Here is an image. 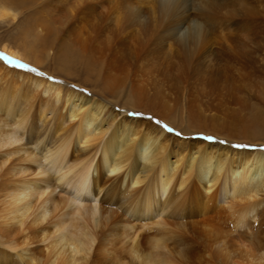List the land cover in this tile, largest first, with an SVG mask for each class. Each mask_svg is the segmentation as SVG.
<instances>
[{
	"label": "bare ground",
	"instance_id": "6f19581e",
	"mask_svg": "<svg viewBox=\"0 0 264 264\" xmlns=\"http://www.w3.org/2000/svg\"><path fill=\"white\" fill-rule=\"evenodd\" d=\"M237 2L0 0V24L16 25L14 40L2 39L0 48L36 69L50 59L59 70L74 63L87 74L101 59L95 74L106 79L111 61L105 53L97 56L96 46L112 36L110 53L130 52V45L140 54L166 47L164 54L190 76L213 35L226 27L225 8ZM85 25L80 34L87 36L79 39ZM237 27L247 28L242 20ZM247 41L242 50H252L254 42ZM32 73L0 63V264H38L43 255L36 259L29 248L36 242L47 264H104L107 236L121 224L135 260L186 264L191 251L179 246L202 235L199 212L206 215L217 202L243 256L224 253L215 263L264 264V237L258 238L264 231V151L235 156L203 143L171 147L162 130L142 128L124 115L137 105L130 98L117 109L63 80ZM210 197L216 199L211 205ZM10 224L23 233L19 242L9 240Z\"/></svg>",
	"mask_w": 264,
	"mask_h": 264
},
{
	"label": "rangeland",
	"instance_id": "374dc122",
	"mask_svg": "<svg viewBox=\"0 0 264 264\" xmlns=\"http://www.w3.org/2000/svg\"><path fill=\"white\" fill-rule=\"evenodd\" d=\"M113 10L114 8H111L108 14L114 15L116 10ZM98 11L107 13L106 9ZM223 16L227 19L226 27H222L213 35L216 36L211 40L214 44L204 52L190 76L184 75L178 68L177 58L167 57L164 54L166 47L162 49L163 51L153 49L151 52L140 54L136 53L134 47L130 45V52L110 53L106 49L113 41L112 36V41L108 38L109 40H99V44L96 43V55L105 53L104 59L111 61V68L107 70L104 68L107 72L106 79L103 72L99 73V76L95 74L100 71L101 59H98L93 67H87V74L82 71L81 66L74 65V63H69L64 70H59L52 63L49 64L50 59L44 63L42 69H36L30 64L20 63L8 57L0 48V63L27 70L32 75H34L32 72H37L44 78L63 80L68 87L82 95L91 97L94 94L97 98L114 102L117 109L122 107L127 98H130L137 105H132L130 108L134 110H129L124 115L128 119H134L135 123L143 124L142 128L154 127L162 130L163 140H167L171 147L203 143L211 145V148L229 151L228 154H235V156L238 155L237 152L264 151V0H239L235 6L228 5ZM82 20L85 22V18ZM241 20L247 26L244 30L235 28V22ZM109 21V26L112 27L114 17H109ZM93 23L98 24L97 20ZM15 26L0 24V41L12 37L11 40H14ZM87 30L86 25L79 30V39L86 38L87 35L80 34V31ZM112 30L110 29L109 32ZM248 33L252 38L246 37ZM247 39L251 41V44L254 42L252 50L241 49L248 44ZM168 59H171L173 63H170ZM57 68L58 70L55 71ZM103 88L109 89L102 90ZM192 129L196 131H190ZM217 133L220 135L219 138L214 135ZM215 201L216 199L210 197L209 205ZM214 206L209 210H204V212L207 210L206 215L199 212L200 218L205 217V219L202 218L203 221L200 220L202 224L196 220V225L201 228L202 235L179 246V248H187L189 249H186L187 251H191L189 260H187L188 264H216V257L224 253L231 254L233 259L243 256L241 251L243 247L229 239L231 221L229 222L228 217H225L226 214L218 215V212L223 210L222 203L217 202ZM115 209H118L117 205ZM196 216L195 214L194 218ZM10 226L12 228L8 231L10 230L12 234L9 240L19 242L23 233L18 227H13L12 224ZM113 227L112 234L107 236V239L109 240L108 237H110L111 240L107 241L106 249L102 254L105 257V260H102L104 264H108L106 259L111 262L109 264H120L123 260L121 264H163V260H145L146 262L135 260L129 250L130 245L126 233L123 234L124 231L121 228L123 225ZM36 228L34 227V230ZM29 229L32 231L31 228ZM31 231L29 233L33 235ZM259 233L258 238L262 239L264 231H259ZM114 238L116 242L112 240ZM222 245L225 248H222ZM29 248L33 249V256L36 253L34 256L36 259H40L43 255L41 260H37L38 264L49 262L41 243L36 242ZM4 250L15 253L9 248H4ZM116 251L119 253L116 254ZM212 256H215L214 259ZM112 257L115 259L113 260ZM20 262L22 261L18 260L17 264ZM22 264L26 263L22 262Z\"/></svg>",
	"mask_w": 264,
	"mask_h": 264
},
{
	"label": "snow or ice",
	"instance_id": "6c2138e0",
	"mask_svg": "<svg viewBox=\"0 0 264 264\" xmlns=\"http://www.w3.org/2000/svg\"><path fill=\"white\" fill-rule=\"evenodd\" d=\"M5 59H8L7 57H5Z\"/></svg>",
	"mask_w": 264,
	"mask_h": 264
}]
</instances>
